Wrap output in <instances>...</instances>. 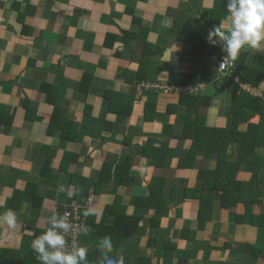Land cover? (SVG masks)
<instances>
[{"label":"crops","instance_id":"crops-1","mask_svg":"<svg viewBox=\"0 0 264 264\" xmlns=\"http://www.w3.org/2000/svg\"><path fill=\"white\" fill-rule=\"evenodd\" d=\"M226 2L0 0V264H40L73 203L89 264L105 238L123 264H264V105H232L249 83L206 39ZM237 61L264 99V50Z\"/></svg>","mask_w":264,"mask_h":264},{"label":"clouds","instance_id":"clouds-1","mask_svg":"<svg viewBox=\"0 0 264 264\" xmlns=\"http://www.w3.org/2000/svg\"><path fill=\"white\" fill-rule=\"evenodd\" d=\"M226 8L231 27L225 30L218 25L209 31L206 38L210 45L219 43L222 46L224 52L219 56L217 65L218 69L223 72L235 64L234 61L238 60L242 50L249 48L256 51L264 50V0H227ZM223 57L225 58L220 63ZM228 61H232L233 65L225 67ZM169 86L185 87L175 83H170ZM242 86L249 88L248 91L251 89L250 84H241ZM169 89L173 93H187V90L181 92L177 89ZM73 206L79 208L73 203L60 216L52 214L48 218L49 227L33 239L32 250L37 254L40 264H89L86 248L73 247L71 250H66L65 234L71 230L72 225L61 216L70 211ZM91 214L93 213L90 208L83 212L85 217ZM0 224H6L8 228L15 229L18 226L15 213L12 210L4 212L0 215ZM82 232L87 235L89 229L82 227ZM98 247L101 252L99 264H123L122 259L118 261L110 254L113 249L111 238L101 240Z\"/></svg>","mask_w":264,"mask_h":264},{"label":"trees","instance_id":"trees-1","mask_svg":"<svg viewBox=\"0 0 264 264\" xmlns=\"http://www.w3.org/2000/svg\"><path fill=\"white\" fill-rule=\"evenodd\" d=\"M226 4H227V2H226ZM234 65L236 66V69L239 72L241 80L247 81L252 86H256L258 84V82L253 79V74H258V73L260 74L261 73L257 68L253 69V68H248V67L244 66L245 70H249V73H244V72H242L241 65L243 66V64L241 62L237 61V62H235ZM234 65L230 69L233 70ZM186 94L187 93L181 94V96H185ZM242 97L246 98V100L243 103L246 107H251L253 109H259L264 105L263 97L259 94L258 95L253 94L252 91H246V93H238V94L233 93L232 98H231L232 105H234V103L236 102V100L238 98H242ZM232 107L233 106H230V112H231V115L233 116V127H231V128H235L236 127V115L237 114L235 111H233ZM263 109H264V106H263ZM185 129H186L185 135L187 137L188 126H186ZM196 143L197 142L195 141L194 147H196ZM194 147H193V149H194ZM79 231L81 232L82 228H80Z\"/></svg>","mask_w":264,"mask_h":264},{"label":"built area","instance_id":"built-area-1","mask_svg":"<svg viewBox=\"0 0 264 264\" xmlns=\"http://www.w3.org/2000/svg\"><path fill=\"white\" fill-rule=\"evenodd\" d=\"M225 57L220 61V63L224 60ZM220 65V64H219ZM233 62L228 61L226 66H232ZM224 68V67H223ZM246 88V86H244ZM161 88H164L162 85ZM171 89H177L178 91H185L188 89V87H175L171 86ZM249 90V88H247ZM251 91V90H250ZM61 217H65L66 220L72 225L71 230L65 234V239H66V250H71L73 247H76L77 241H78V235H79V229L84 226V221L82 217L78 213V208L76 206H73L72 209L68 212H66L64 215Z\"/></svg>","mask_w":264,"mask_h":264}]
</instances>
